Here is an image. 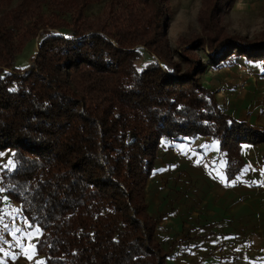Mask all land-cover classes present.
Returning <instances> with one entry per match:
<instances>
[{
	"label": "trees",
	"instance_id": "obj_1",
	"mask_svg": "<svg viewBox=\"0 0 264 264\" xmlns=\"http://www.w3.org/2000/svg\"><path fill=\"white\" fill-rule=\"evenodd\" d=\"M14 1L0 0V154L14 151L0 182L40 230L43 264H168L178 243L158 241L146 195L160 144L211 137L228 179L241 173V145L264 143V127L227 113L199 80L201 52L213 68L264 60V31L230 35L222 15L237 0H202V34L178 40L180 63L169 0ZM93 3L106 9L91 20ZM35 40L30 64L16 67Z\"/></svg>",
	"mask_w": 264,
	"mask_h": 264
},
{
	"label": "crops",
	"instance_id": "obj_2",
	"mask_svg": "<svg viewBox=\"0 0 264 264\" xmlns=\"http://www.w3.org/2000/svg\"><path fill=\"white\" fill-rule=\"evenodd\" d=\"M226 110L239 121L249 120L264 127L260 116L264 106L250 97H229ZM177 145L198 149L200 167H190L189 171L200 174V210L157 219V234L162 240L180 236L168 264H264V143L241 145L245 166L230 180L225 174L228 154L221 152L216 140L199 137L191 144ZM151 179L150 192L160 195L162 201L166 195L161 194L160 178L154 174ZM4 198V204L16 205L5 194ZM194 198L192 204L196 207ZM23 220L24 223L0 225V264L43 263L36 246L41 232L30 229Z\"/></svg>",
	"mask_w": 264,
	"mask_h": 264
},
{
	"label": "rangeland",
	"instance_id": "obj_3",
	"mask_svg": "<svg viewBox=\"0 0 264 264\" xmlns=\"http://www.w3.org/2000/svg\"><path fill=\"white\" fill-rule=\"evenodd\" d=\"M18 2L19 0H15L12 6ZM169 2L170 24L166 34L174 58L181 63L182 59L175 48L181 37L190 40L202 34L203 28L198 15L203 1L169 0ZM105 9L106 4L93 3L85 10V15L94 20L101 17ZM50 13L51 9L45 6L44 14L50 15ZM222 17L221 26L226 33L254 40L264 31V0H237V3L229 7ZM65 18L70 21L69 15ZM36 48L37 40L30 42L20 53H17L16 67L28 66L31 58L36 54ZM201 55L206 65V71L199 75V80L216 93L223 107L226 108V103L231 96L250 97L255 103L260 102V105L264 106V60L252 63L241 55H235L221 66L213 68L208 65V60L202 52ZM145 57L149 59L147 54ZM260 116H262L261 123H264V112ZM160 146L153 175L156 174V177L160 178L161 194L166 197L160 201V195H152L149 189L151 179L146 188L148 211L156 219L167 217L168 214L195 213L196 210H200V194L198 193L200 174L198 171L191 174L189 168L200 167V163L197 162V153H199L197 147L179 146L171 142H162ZM13 155L14 151L12 150H6L0 154V172L4 168L12 167ZM189 162L190 164H188ZM160 166L162 167L161 171H159ZM3 190L0 182V225L24 223L23 218L25 217L19 204L12 200L11 202L16 205L4 204ZM193 198L195 202H198V204L195 203L196 207L192 204ZM185 236L183 235V237ZM156 237L168 251L180 236H174L173 239L166 237L162 240L156 232Z\"/></svg>",
	"mask_w": 264,
	"mask_h": 264
}]
</instances>
